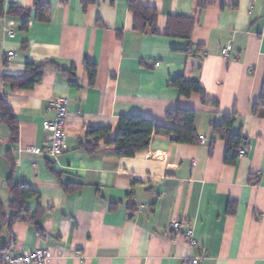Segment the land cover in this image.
Masks as SVG:
<instances>
[{
  "label": "crops",
  "instance_id": "0c3cea01",
  "mask_svg": "<svg viewBox=\"0 0 264 264\" xmlns=\"http://www.w3.org/2000/svg\"><path fill=\"white\" fill-rule=\"evenodd\" d=\"M40 1L49 7L45 22L36 20V0L15 3L28 15L26 30L24 18L8 16L13 3H2L0 97L18 132L12 146L0 124L7 133L0 203L11 200L4 183L10 174L4 154L11 150L14 183L36 193L24 209L37 215L41 232L25 222L4 225L0 264L5 254L39 248L49 249L48 264H183L194 256L202 264H264V109L252 112L264 80V0H207L214 3L202 10L200 0H136L156 10V35L133 30L129 0H95L85 9L81 0ZM169 18L179 20L167 30ZM86 62L96 66L93 84ZM46 63L32 89L12 90L2 80L21 76L26 64ZM177 78L197 82L203 96L181 97L169 85ZM55 97L65 99L68 115L64 152L53 159L26 149L48 144L44 125L54 119L48 105ZM175 108L196 111L198 143L153 135L134 157L114 155L107 140L121 117L169 127L165 115ZM232 113L230 133L244 138L245 153L234 151V164H226L213 126ZM99 127L109 134L86 136ZM188 230L193 246L183 237Z\"/></svg>",
  "mask_w": 264,
  "mask_h": 264
},
{
  "label": "trees",
  "instance_id": "16d2710c",
  "mask_svg": "<svg viewBox=\"0 0 264 264\" xmlns=\"http://www.w3.org/2000/svg\"><path fill=\"white\" fill-rule=\"evenodd\" d=\"M2 3L0 0V17L2 15ZM95 0H81L83 8L94 5ZM213 1L200 0L198 8L204 9L206 6L212 5ZM36 13V20L45 22L48 20L49 7L47 4L36 0L34 3ZM128 9L133 14V30L139 33L149 31L151 35H156V17L157 12L152 8H144L136 3V0H129ZM8 16H19L25 19L22 29L26 30L28 24L27 13L17 4L13 3L9 9ZM178 21V18H169L167 23V30L171 29V23ZM184 23H191L182 19ZM172 33L167 32L168 36ZM181 36V35H179ZM183 38L189 39V35L183 34ZM51 63L43 65L26 64L24 73L21 76L3 77V82L10 85L14 89H32L34 85L40 82L43 71ZM86 71L90 84H93L96 74V66L90 62H86ZM69 79L72 78L71 74H65ZM70 85L77 86V84L70 79ZM169 85L178 90L181 97H189L193 94L203 96V88L195 81H187L183 78H177L170 81ZM203 104L215 105L211 101L202 100ZM264 109V80L262 90L258 103L253 105L252 112L255 114L257 109ZM195 118L196 111L181 108H175L166 112L165 119L170 123L169 127H162L154 124L152 120L140 117H121L117 122L116 134L114 139H108L107 144L111 145L114 150L113 153L118 158H132L136 154L145 151L148 148L150 139L153 135L174 137L173 141L182 145H193L198 143V137L195 131ZM235 114H227L223 116L220 124L213 126V134L216 138L225 143L226 151L224 161L226 164H234L236 157L233 155L234 151H239L244 148V138L239 134H231L230 129L234 123ZM0 124L7 127L10 135V144L13 146L17 143V125L12 112L7 107L4 99L0 97ZM110 132L109 127H99L97 129L88 128L86 136L88 138L100 139L106 137ZM95 147L91 144H86V151L92 152ZM11 150H7L4 154V159L9 166L10 174L5 179V188L8 191L11 200L7 206L0 203V230L4 225L9 227L14 222H25L35 226L38 233L41 232L38 224L35 223V216H30L29 212L24 209L26 200L36 196V193L30 188L29 185L23 183H14V163L10 157ZM64 192H69L73 188L67 185H62Z\"/></svg>",
  "mask_w": 264,
  "mask_h": 264
},
{
  "label": "built area",
  "instance_id": "2783aa9c",
  "mask_svg": "<svg viewBox=\"0 0 264 264\" xmlns=\"http://www.w3.org/2000/svg\"><path fill=\"white\" fill-rule=\"evenodd\" d=\"M10 1L12 3H16L18 0ZM6 34L10 38L14 36V34L10 31H7ZM229 51L230 47L227 46L226 48L222 49L221 55L223 57H227ZM11 57L12 53H7L6 59L8 60ZM48 109L54 114L53 121L44 125V131L48 135V144L41 149L31 146L28 147L26 151L32 154L43 155L48 158L56 159L63 154L66 144L65 124L68 114L65 99L62 97L53 98L49 102ZM244 153L245 152L243 150H239L238 152L239 155H244ZM179 227L180 223L178 222H174L171 225V228L174 231H178ZM183 237L189 241L190 246L195 245L190 230L183 233ZM49 260V249L39 248L33 251H27L21 255L5 254L2 257L1 264H48ZM183 264H202V262L200 257L194 256L186 258Z\"/></svg>",
  "mask_w": 264,
  "mask_h": 264
},
{
  "label": "rangeland",
  "instance_id": "374dc122",
  "mask_svg": "<svg viewBox=\"0 0 264 264\" xmlns=\"http://www.w3.org/2000/svg\"><path fill=\"white\" fill-rule=\"evenodd\" d=\"M6 129L0 126V151L3 152L6 149L5 137H6Z\"/></svg>",
  "mask_w": 264,
  "mask_h": 264
}]
</instances>
